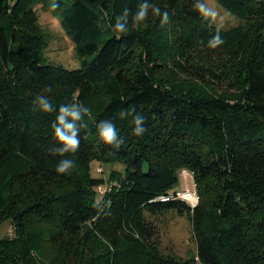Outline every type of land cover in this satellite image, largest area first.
<instances>
[{"label":"trees","instance_id":"obj_1","mask_svg":"<svg viewBox=\"0 0 264 264\" xmlns=\"http://www.w3.org/2000/svg\"><path fill=\"white\" fill-rule=\"evenodd\" d=\"M216 1L240 22L214 26L200 0H0V230L13 228L0 236V264H264V0ZM142 3L148 15L136 23ZM38 4L59 14L79 67L45 61ZM125 9L128 28L117 33ZM224 83L235 92H215ZM38 93L54 111L34 106ZM73 104L89 109L75 122L80 147L53 155L63 147L52 127L59 107ZM108 120L119 147L100 139ZM65 158L74 166L58 173ZM93 160L122 170L92 175ZM182 169L194 207L158 199L178 189ZM167 211L187 215L194 256L160 252L148 215Z\"/></svg>","mask_w":264,"mask_h":264},{"label":"rangeland","instance_id":"obj_2","mask_svg":"<svg viewBox=\"0 0 264 264\" xmlns=\"http://www.w3.org/2000/svg\"><path fill=\"white\" fill-rule=\"evenodd\" d=\"M200 4L205 8L216 12L215 18L206 17L214 26L227 29L240 22V18L232 14L225 7L221 6L216 0H200ZM38 14V23L48 34V42L44 48V59L47 63L55 66L72 69L80 66V59L77 55L73 41L67 36L60 24L59 14L50 8H43L40 4L36 5ZM184 79V78H182ZM184 87L185 82H174ZM235 86L227 83L218 87L215 92H232ZM212 91L210 87L206 88ZM224 90V91H223ZM235 92V91H234ZM102 169L101 171L99 169ZM89 170L92 175L108 177L111 170H122V164L103 163L99 160L90 162ZM12 170L6 172L5 178L9 176ZM186 179V180H185ZM181 184L180 179L173 186V189L179 187L191 186V179L185 178ZM114 184V183H112ZM156 228L155 239L159 250L164 255L173 256L179 259H186L195 254V239L192 233L191 224L186 214H179L175 211H167L162 214L148 215ZM11 225L9 221H4L1 226L0 236L7 234Z\"/></svg>","mask_w":264,"mask_h":264},{"label":"clouds","instance_id":"obj_3","mask_svg":"<svg viewBox=\"0 0 264 264\" xmlns=\"http://www.w3.org/2000/svg\"><path fill=\"white\" fill-rule=\"evenodd\" d=\"M199 10L201 13L206 17H212L215 18L216 12L205 8L204 5L199 4L198 5ZM148 9L149 5L148 3H142L139 5V10L136 12L135 16L133 17V20L136 23H139L140 21H143L146 19L148 15ZM153 15L160 17V23L161 25L168 22V13L163 12L161 13L160 8L155 7L153 8ZM128 10L125 9L123 15H119L116 17L115 24L113 25V30L117 33H123L127 31L126 26V20H127ZM221 43L219 38L213 40L212 46L215 47L216 44ZM52 91L51 87H45L43 90L44 93H50ZM34 106L39 109L40 111L44 113H50L54 111L53 104L49 98V96L38 93L35 95L33 100ZM83 105L80 104H73L71 107H67L65 105H61L59 107V114L56 117V121L53 123L52 127L54 130V138L56 141L63 145V147L55 149L53 151V155H60L64 156L65 153H74L76 152L80 147V140L78 133L80 132V129L76 127L77 121H80L83 117V115L89 113L88 108H83L81 110ZM132 112L135 111V109L131 110ZM131 113L128 110H122L119 113V116L121 118L126 117L127 115H130ZM68 118L71 119L72 122H68ZM133 134L136 136H142L147 129L145 127H142V125L145 124L144 117L140 114H136L133 117ZM84 125H81L83 127ZM99 136L100 139L105 143L106 145H113L115 142V146L119 147L120 143L117 142L118 132L116 129L115 124L111 121H103L98 126ZM50 151H52L50 149ZM74 166V161L70 159H62L58 162L56 166V171L58 173H66L69 169H71Z\"/></svg>","mask_w":264,"mask_h":264},{"label":"built area","instance_id":"obj_4","mask_svg":"<svg viewBox=\"0 0 264 264\" xmlns=\"http://www.w3.org/2000/svg\"><path fill=\"white\" fill-rule=\"evenodd\" d=\"M99 170L101 171L102 169L100 168ZM185 178L191 179V183H192V184H190L191 186L179 187L172 195H170V196L161 195L158 197V199L167 200L170 197H174V198H177V199H180V200L186 202L190 207H194L198 201V194L196 191L195 183L193 181V175L187 169H182L179 172V179L181 181V184ZM111 185L112 184L109 183L108 187ZM12 232H13V228H12V226H9L7 233L9 235H11Z\"/></svg>","mask_w":264,"mask_h":264}]
</instances>
